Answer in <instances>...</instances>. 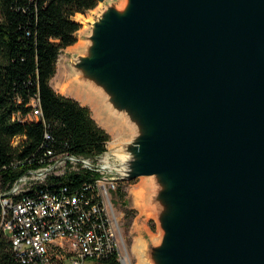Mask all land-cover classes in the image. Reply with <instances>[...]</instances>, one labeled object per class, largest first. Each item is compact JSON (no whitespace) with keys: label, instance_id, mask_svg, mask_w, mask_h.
I'll return each instance as SVG.
<instances>
[{"label":"water","instance_id":"water-1","mask_svg":"<svg viewBox=\"0 0 264 264\" xmlns=\"http://www.w3.org/2000/svg\"><path fill=\"white\" fill-rule=\"evenodd\" d=\"M123 3L90 21L71 77L130 138L105 165L64 160L153 179L148 264H264V0Z\"/></svg>","mask_w":264,"mask_h":264},{"label":"trees","instance_id":"trees-1","mask_svg":"<svg viewBox=\"0 0 264 264\" xmlns=\"http://www.w3.org/2000/svg\"><path fill=\"white\" fill-rule=\"evenodd\" d=\"M97 4L98 0H0V178L8 188L52 156L97 159L108 149L111 135L91 109L51 85L61 51L77 42L81 24L75 16ZM35 100L39 118L33 115ZM80 166L49 175L38 190L68 185L90 196L92 191L85 187L101 173ZM34 193L30 189L26 194ZM118 196L124 197L120 189ZM1 212L0 206V264H20L1 229ZM105 261L120 264L115 253Z\"/></svg>","mask_w":264,"mask_h":264},{"label":"built area","instance_id":"built-area-1","mask_svg":"<svg viewBox=\"0 0 264 264\" xmlns=\"http://www.w3.org/2000/svg\"><path fill=\"white\" fill-rule=\"evenodd\" d=\"M36 103L35 100L33 110H37L39 118L42 113ZM48 154L52 155V150ZM65 156L68 155L52 156L48 163L28 171L8 192L0 193L1 229L10 239L20 264H63L64 260L68 264H108L105 260L113 253L120 264H128L113 203L119 181L111 179L107 169L96 170L102 176L85 187L92 191L90 196L83 189L68 185L38 190L37 185L49 176L48 168L67 161ZM109 162L110 158L99 164ZM84 167L92 169L85 164ZM31 178L36 181L27 187L36 193L22 194L20 182Z\"/></svg>","mask_w":264,"mask_h":264},{"label":"rangeland","instance_id":"rangeland-1","mask_svg":"<svg viewBox=\"0 0 264 264\" xmlns=\"http://www.w3.org/2000/svg\"><path fill=\"white\" fill-rule=\"evenodd\" d=\"M124 0H104L98 1L95 8L90 9L83 14L76 15L77 19H83L80 30L77 32V42L63 49L60 53L57 63V73L51 81L52 87L62 95L73 97L80 101L83 105L88 106L92 111V116L96 121L104 127L111 135V140L108 142L107 151L100 155L97 159L89 158L93 163H103V159L109 160V151L118 144L125 142L130 138L126 130L119 125V128L113 127L107 121L109 120L108 110L101 115V108L96 101L88 99L89 95L93 98V93L84 85H79L75 81L79 77L73 76L71 62L75 60L83 44L85 45V36L91 31L90 21L95 20L102 10L109 4H116L119 7L123 6ZM1 16V15H0ZM75 88V89H74ZM80 90L83 96L77 94ZM103 113V112H102ZM103 116V117H102ZM21 138L17 139L19 143ZM107 157L105 158V156ZM84 158V157H81ZM86 159V158H85ZM84 164L79 161H64L58 163L50 169L47 175H63L68 171L80 169ZM100 174L99 177H101ZM150 177H139L131 181H119L118 189L113 194V203L116 213L120 219V237L123 248V255L128 264H148L142 254V247H148L151 242H158L161 238L162 230L159 225L158 217L151 207L150 196L153 192L152 181ZM36 180L28 179L21 181L22 188H27L28 185L34 184ZM40 182V180H37ZM124 192V197H117L119 191ZM10 188L4 186L0 178V193L8 192ZM68 260H64L63 264H68ZM89 261L88 264H92ZM56 264V263H55ZM59 264V263H58Z\"/></svg>","mask_w":264,"mask_h":264},{"label":"bare ground","instance_id":"bare-ground-1","mask_svg":"<svg viewBox=\"0 0 264 264\" xmlns=\"http://www.w3.org/2000/svg\"><path fill=\"white\" fill-rule=\"evenodd\" d=\"M83 46H84V44H83ZM74 89H75V88H74ZM77 94H79L80 96H83L82 93L80 92V90H77ZM88 99H90L91 101L94 100V101H96V102L99 104L97 98L95 99L94 96H93V98H91V95H89ZM99 106H100V104H99ZM33 115H34V116H37V110H34V111H33ZM101 115H103L102 112H101ZM102 117H103V116H102ZM108 122H109L110 125L113 126L114 128H115V127H116V128H117V127L119 128V125H120V124H118V122H116L115 120H113V119L110 118ZM105 162H108V160L106 159ZM30 189H32V187L22 188V194H26Z\"/></svg>","mask_w":264,"mask_h":264}]
</instances>
